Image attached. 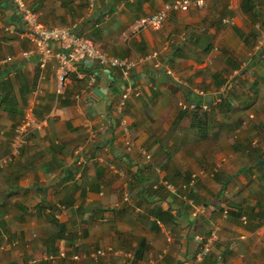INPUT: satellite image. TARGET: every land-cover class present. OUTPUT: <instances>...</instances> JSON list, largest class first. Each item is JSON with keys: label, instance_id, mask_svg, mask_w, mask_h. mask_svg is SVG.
Wrapping results in <instances>:
<instances>
[{"label": "crops", "instance_id": "0c3cea01", "mask_svg": "<svg viewBox=\"0 0 264 264\" xmlns=\"http://www.w3.org/2000/svg\"><path fill=\"white\" fill-rule=\"evenodd\" d=\"M25 1L45 25L148 58L121 113L124 80L96 61L69 70L59 95L53 60L0 65V158L25 107L40 126L0 167V264H189L214 224L201 264H264V0H206L139 30L171 0ZM29 46L0 0V58Z\"/></svg>", "mask_w": 264, "mask_h": 264}, {"label": "built area", "instance_id": "2783aa9c", "mask_svg": "<svg viewBox=\"0 0 264 264\" xmlns=\"http://www.w3.org/2000/svg\"><path fill=\"white\" fill-rule=\"evenodd\" d=\"M16 11L19 13L23 25V33L26 36L30 46L21 50L16 55H8L0 58V65L12 63L16 60L35 61L37 66L42 69L45 64L51 60L55 62V87L56 93L62 94L67 83V72L75 69L78 63L89 60L96 61L102 66L117 70L124 80V87L120 92L118 101V111L121 113L125 107L127 99L131 96H138L140 90L131 88L128 80L130 70L139 62L148 57H122L110 55L101 50L83 33L78 32L69 25H45L38 15L26 3L25 0H10ZM206 5V0H171L165 2L155 12L149 13L138 18L135 29L151 28L158 29L167 19L170 12L187 11L191 7L202 8ZM223 22H229V19H223ZM264 46V37L258 41L257 47ZM95 80L91 75L90 83ZM238 75L232 76L224 82L221 91L227 92L238 82ZM206 108V106L204 107ZM121 123L125 125V117L121 116ZM40 129L34 110L31 106L25 107L21 119L13 126L10 139L9 153L0 158V167L5 166L15 158L20 150L28 143L30 134L34 130ZM171 188V184H166ZM185 187V185H183ZM61 208H63L61 206ZM198 247L194 250L189 264H201L205 257L210 253L212 245L218 239V226L212 225L208 231L198 236ZM103 249H97L93 255H103ZM74 255L73 258H76Z\"/></svg>", "mask_w": 264, "mask_h": 264}, {"label": "trees", "instance_id": "16d2710c", "mask_svg": "<svg viewBox=\"0 0 264 264\" xmlns=\"http://www.w3.org/2000/svg\"><path fill=\"white\" fill-rule=\"evenodd\" d=\"M262 48L264 49V46H263ZM257 54H258V53H257ZM257 54L255 55V57H254V59H253L254 61H256V60L259 59V57H258ZM249 66H250V64L248 65V67H249ZM253 86H256V83H255V82L253 83Z\"/></svg>", "mask_w": 264, "mask_h": 264}, {"label": "rangeland", "instance_id": "374dc122", "mask_svg": "<svg viewBox=\"0 0 264 264\" xmlns=\"http://www.w3.org/2000/svg\"><path fill=\"white\" fill-rule=\"evenodd\" d=\"M237 75H238V79H239L241 73L238 72ZM232 88H233V87H232ZM232 88H231V89H232ZM231 89H229L228 91H230Z\"/></svg>", "mask_w": 264, "mask_h": 264}, {"label": "water", "instance_id": "95a60500", "mask_svg": "<svg viewBox=\"0 0 264 264\" xmlns=\"http://www.w3.org/2000/svg\"><path fill=\"white\" fill-rule=\"evenodd\" d=\"M260 54H261V53H260ZM260 54H259V55H260ZM260 163H262V161H261Z\"/></svg>", "mask_w": 264, "mask_h": 264}]
</instances>
